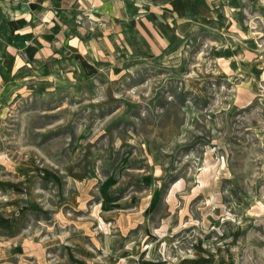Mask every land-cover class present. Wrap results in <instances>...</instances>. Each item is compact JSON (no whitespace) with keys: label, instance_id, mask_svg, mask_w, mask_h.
Masks as SVG:
<instances>
[{"label":"rangeland","instance_id":"1","mask_svg":"<svg viewBox=\"0 0 264 264\" xmlns=\"http://www.w3.org/2000/svg\"><path fill=\"white\" fill-rule=\"evenodd\" d=\"M124 1L161 48L1 71L0 264H264V0Z\"/></svg>","mask_w":264,"mask_h":264},{"label":"crops","instance_id":"2","mask_svg":"<svg viewBox=\"0 0 264 264\" xmlns=\"http://www.w3.org/2000/svg\"><path fill=\"white\" fill-rule=\"evenodd\" d=\"M128 7L124 0H0V80L1 71L21 74L31 67L65 66L70 76H91L93 57L113 52L127 29L146 32L152 51L161 48L156 10L169 15L172 6H146L130 17Z\"/></svg>","mask_w":264,"mask_h":264},{"label":"built area","instance_id":"3","mask_svg":"<svg viewBox=\"0 0 264 264\" xmlns=\"http://www.w3.org/2000/svg\"><path fill=\"white\" fill-rule=\"evenodd\" d=\"M55 15L57 14V13H54Z\"/></svg>","mask_w":264,"mask_h":264}]
</instances>
